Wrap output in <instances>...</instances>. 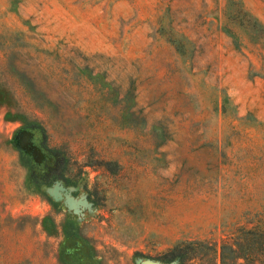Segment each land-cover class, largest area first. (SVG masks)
<instances>
[{
    "label": "rangeland",
    "instance_id": "rangeland-1",
    "mask_svg": "<svg viewBox=\"0 0 264 264\" xmlns=\"http://www.w3.org/2000/svg\"><path fill=\"white\" fill-rule=\"evenodd\" d=\"M260 229L264 0H0V264H264Z\"/></svg>",
    "mask_w": 264,
    "mask_h": 264
},
{
    "label": "trees",
    "instance_id": "trees-1",
    "mask_svg": "<svg viewBox=\"0 0 264 264\" xmlns=\"http://www.w3.org/2000/svg\"><path fill=\"white\" fill-rule=\"evenodd\" d=\"M196 243L198 242L185 241L177 243L169 248L160 260L166 262L177 260L178 264H201L204 259L195 253L193 245ZM246 249L247 253H240L237 249H233L231 245H222L219 252L220 264H250L255 253L249 245ZM213 250L216 252L215 247ZM262 259H264V229H260V263L263 262Z\"/></svg>",
    "mask_w": 264,
    "mask_h": 264
}]
</instances>
